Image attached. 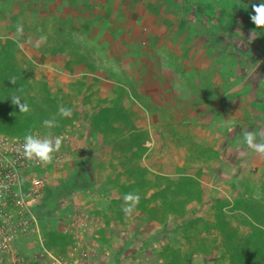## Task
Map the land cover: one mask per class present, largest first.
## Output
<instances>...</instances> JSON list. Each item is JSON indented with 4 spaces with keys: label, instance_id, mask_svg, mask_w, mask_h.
Masks as SVG:
<instances>
[{
    "label": "rangeland",
    "instance_id": "obj_1",
    "mask_svg": "<svg viewBox=\"0 0 264 264\" xmlns=\"http://www.w3.org/2000/svg\"><path fill=\"white\" fill-rule=\"evenodd\" d=\"M261 2L0 0V124L64 138L51 163L28 172L46 185L34 229L18 240L37 259L0 250V264H173L193 230L185 208L211 248L189 264H238L217 247L227 239L218 227L226 218L255 239L251 222L264 229V155L243 141L264 132V27L250 19ZM126 162L149 178L197 181L201 199H174L173 214L153 222L154 189L134 184ZM128 193L139 195L130 216Z\"/></svg>",
    "mask_w": 264,
    "mask_h": 264
},
{
    "label": "trees",
    "instance_id": "obj_2",
    "mask_svg": "<svg viewBox=\"0 0 264 264\" xmlns=\"http://www.w3.org/2000/svg\"><path fill=\"white\" fill-rule=\"evenodd\" d=\"M23 131L22 125L16 126L9 122L0 124V132L2 133L17 135ZM118 137V134H114L116 142ZM127 151L128 150L125 152L129 153V151ZM128 163L132 162L128 161ZM125 166H134L132 170H127V174L134 178V184L137 182L141 186H146L148 189H154L148 196L144 193V196H147L153 202L151 206H145L153 222L163 223L168 215L173 214L171 211V203L174 199L179 203L181 202L180 204H186L195 197L201 199V192L199 195H196V192L198 188L201 189L203 186L197 181H185V179L183 181H175L174 178L164 175H154V177L149 178L143 176V172L139 174L141 169L144 172L148 171L145 166H142L140 170L137 166L135 167V164L130 165L126 162ZM181 195L185 196L186 199L181 201L179 198ZM192 214H194V212L188 211L186 208L185 211L181 213V217L188 219L185 224L188 228L191 226L193 230L190 235L189 233L185 234V237L188 239L185 251L180 252L179 250H173V256L171 257V262L173 264H189V260L198 252L197 250H199V252H204V255H208L211 250L210 245H208L209 242L206 243V238L202 235L201 229L198 226L199 220L196 217L193 218ZM255 214H257L256 210L255 212H251L254 219L257 218ZM251 224L253 229L260 232V239H255V237H251L250 235H248V237L246 235L243 236V234H240L237 226L229 222L226 218L220 220L219 223L218 228L227 236V239L224 245L217 244V247L220 249L224 247L223 249H225L227 253H230L232 258L236 257L238 264H264V229L256 226L253 222H251Z\"/></svg>",
    "mask_w": 264,
    "mask_h": 264
},
{
    "label": "built area",
    "instance_id": "obj_3",
    "mask_svg": "<svg viewBox=\"0 0 264 264\" xmlns=\"http://www.w3.org/2000/svg\"><path fill=\"white\" fill-rule=\"evenodd\" d=\"M23 142L24 136L0 132V250L18 259L19 235L34 229V206L46 185L43 175H28L40 161L23 155Z\"/></svg>",
    "mask_w": 264,
    "mask_h": 264
},
{
    "label": "clouds",
    "instance_id": "obj_4",
    "mask_svg": "<svg viewBox=\"0 0 264 264\" xmlns=\"http://www.w3.org/2000/svg\"><path fill=\"white\" fill-rule=\"evenodd\" d=\"M254 15H250L251 21L257 26V28L264 27V2L252 5ZM23 31L22 25L17 26V34H21ZM47 37L41 36L40 41L46 42ZM36 47H40V42H37ZM16 83L15 79L11 81ZM22 93V89L20 90ZM13 105L19 108V112L27 113L29 105L23 99L21 102V95H10ZM59 114L62 117H70L72 110L70 108H60ZM43 127L52 128L58 126V122L52 119H45L42 122ZM62 136H52L51 134L40 136L38 132L29 131L24 136V142L22 144L23 155L28 159H36L43 163H51L54 158V154L58 152L63 143ZM243 141L248 148L252 149L255 153L264 155V132L260 131H245L243 134ZM241 157L245 155L244 152L239 153ZM139 203L138 193H128L125 196L124 211L126 215H131L135 210L136 205Z\"/></svg>",
    "mask_w": 264,
    "mask_h": 264
},
{
    "label": "crops",
    "instance_id": "obj_5",
    "mask_svg": "<svg viewBox=\"0 0 264 264\" xmlns=\"http://www.w3.org/2000/svg\"><path fill=\"white\" fill-rule=\"evenodd\" d=\"M17 250L22 255V258L28 259V260H34L37 259L38 255L34 253L33 249V243L31 242H22L21 240H18L16 243ZM231 255V254H230ZM205 256V255H204Z\"/></svg>",
    "mask_w": 264,
    "mask_h": 264
}]
</instances>
